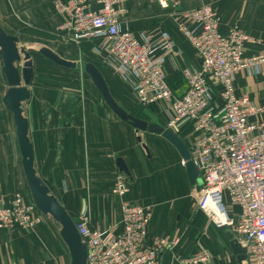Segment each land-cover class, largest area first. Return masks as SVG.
<instances>
[{
	"label": "built area",
	"instance_id": "2783aa9c",
	"mask_svg": "<svg viewBox=\"0 0 264 264\" xmlns=\"http://www.w3.org/2000/svg\"><path fill=\"white\" fill-rule=\"evenodd\" d=\"M134 0H69L56 2L63 18L58 31L70 45L89 44L91 52L122 84L137 104L185 141L202 185L196 210L216 229H230L246 250L247 264H264V104L238 96L236 77H264V53L247 57L246 45L260 43L240 30L221 32L211 6L184 11L179 0H154L171 12L180 36L195 51L198 68L179 71L183 50L168 32L128 30L123 25L128 3ZM179 71L184 93L168 84L167 65ZM186 167V162L182 161ZM129 179L116 177L111 195L122 200V221L111 229L92 226L88 213L76 218L87 246V264H161L177 237L147 242L152 210L126 200ZM32 202L17 194L0 200V230L32 231L44 221ZM212 255L200 250L176 264H209Z\"/></svg>",
	"mask_w": 264,
	"mask_h": 264
},
{
	"label": "crops",
	"instance_id": "0c3cea01",
	"mask_svg": "<svg viewBox=\"0 0 264 264\" xmlns=\"http://www.w3.org/2000/svg\"><path fill=\"white\" fill-rule=\"evenodd\" d=\"M68 1L0 0V26L9 35L19 37L20 46L33 57L34 68L39 61L34 47L39 43L37 36L58 30L63 18L55 4ZM179 2L183 12L213 7L220 18L222 34L228 35L230 30L240 28L253 39L261 40L247 44V56L264 52V0ZM127 10L123 19L126 29L154 32L155 36L168 32L183 50L181 60L177 61L179 71L198 68L195 51L178 33L171 12L163 11L154 0H134L128 3ZM2 68L0 59V200L8 202L20 194L31 202L14 118L4 105L9 86ZM166 69L169 79L180 76L171 64ZM116 79L130 93V102L139 106L131 90ZM36 80L35 69L33 89ZM185 89V85H180L178 96ZM236 93L248 94L253 103L264 104V77L237 75ZM42 100L43 95L32 93L26 115L30 121L36 170L72 218L86 212L92 226L100 229H111L122 221V200L111 195L119 174L116 163L121 158L131 173L126 200L152 210L147 242L158 238L179 239L172 251H166L161 264H176V259L189 258L200 250L212 255L211 264H240L231 249V242L235 240L231 230L216 229L203 212L196 210L198 190L191 186L183 159L169 142L161 136L147 134L155 145L145 143L150 152L148 156L136 139V131L106 106L100 109L94 105L68 111L66 115L60 110L50 114L53 108L47 107L48 100ZM187 133L179 135L186 145ZM0 264H72V260L60 235V226L53 219H45L32 231L0 230Z\"/></svg>",
	"mask_w": 264,
	"mask_h": 264
},
{
	"label": "water",
	"instance_id": "95a60500",
	"mask_svg": "<svg viewBox=\"0 0 264 264\" xmlns=\"http://www.w3.org/2000/svg\"><path fill=\"white\" fill-rule=\"evenodd\" d=\"M39 53L59 68L76 71L78 64L67 61L49 48H42ZM0 59L3 64L2 72L7 80L9 91L4 98L6 109L13 115L17 132L18 145L22 156L24 174L35 207L43 216L52 218L60 226V235L71 255L72 264H87L88 250L76 228L75 220L68 214L59 200L53 196L39 177L35 166V150L31 141L30 121L26 116L24 105L32 99L31 87L35 78L34 60L30 52L20 46L18 36L9 35L0 26ZM85 73L98 90L102 100L109 110L122 122L136 131V139L148 153L143 134L161 136L169 142L186 162V171L192 187L199 190V172L192 162L191 151L183 140L174 132L162 125L148 122L135 117L125 110L112 96L103 74L93 65L85 66ZM116 166L119 174L131 178V173L123 159H118ZM231 249L240 264L246 261V250L237 240L231 242Z\"/></svg>",
	"mask_w": 264,
	"mask_h": 264
},
{
	"label": "rangeland",
	"instance_id": "374dc122",
	"mask_svg": "<svg viewBox=\"0 0 264 264\" xmlns=\"http://www.w3.org/2000/svg\"><path fill=\"white\" fill-rule=\"evenodd\" d=\"M250 37L253 38L252 36ZM36 40H39V43H35L38 46L34 45V47L37 49L36 51H34L35 57L39 61L38 65L35 66V69L37 71V80L35 86L36 90L33 89V84L31 87V91L32 93L36 92L37 94L43 95L42 101L45 102V100H48L49 103L47 107L49 106L50 109L53 108V110L49 111L50 114L52 113V111L56 112L60 110L59 112H65L64 115H66L68 114V111H78L80 109H86L87 107H94V105H97L96 107L100 109L106 106L95 85L91 81V78H89L87 73H85V66L87 64H93L103 74L105 80L109 85L111 94L125 110H127L132 115L133 113H135L136 115H138V117L142 118L145 121L162 125V120L157 119L154 114L148 111L146 112V110H144L140 106H136L134 103L130 102L131 99L129 97L131 95L128 90L121 86L114 75L109 72V70L105 66H103V64L100 62V59L91 52V47L88 44L85 45V47H79L72 44L69 45L66 42L65 37L62 36L58 30H56L55 32H52L50 30V33H46V35H38ZM42 48H49L61 58L70 62L77 63L78 69L76 71H69L65 69L62 70V68L57 67L49 60L40 55L39 51ZM263 53L264 52L257 53L256 55ZM245 55L247 56L246 49ZM246 75L248 76V74ZM122 98L125 101H123ZM30 107V101L24 105L25 112H27L26 115H28ZM106 108L108 107L106 106ZM27 118L29 119L28 116ZM141 136L143 137V140L147 145L155 147L154 141H152L151 139L152 137L147 134ZM140 147L141 146L138 147V150L140 149ZM199 178V186H201L203 178ZM44 219H47L49 221L52 220L51 218H45V216Z\"/></svg>",
	"mask_w": 264,
	"mask_h": 264
},
{
	"label": "trees",
	"instance_id": "16d2710c",
	"mask_svg": "<svg viewBox=\"0 0 264 264\" xmlns=\"http://www.w3.org/2000/svg\"><path fill=\"white\" fill-rule=\"evenodd\" d=\"M85 45H87V44H84L83 46L85 47ZM89 45V44H88ZM110 72V71H109ZM168 84H169V86L171 87V89L173 90V92L176 94V95H178V90H179V86L180 85H184V81H183V78H182V76L180 75L179 77H178V79H169L168 80ZM142 108V107H141ZM144 109V108H143ZM145 110V109H144ZM133 115L135 116V117H137V118H139V119H142V118H140V117H138V115H136L135 113H133ZM143 120V119H142ZM74 220H76V218H73Z\"/></svg>",
	"mask_w": 264,
	"mask_h": 264
}]
</instances>
